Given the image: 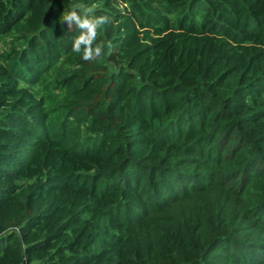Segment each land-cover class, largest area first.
<instances>
[{"label": "trees", "instance_id": "trees-1", "mask_svg": "<svg viewBox=\"0 0 264 264\" xmlns=\"http://www.w3.org/2000/svg\"><path fill=\"white\" fill-rule=\"evenodd\" d=\"M0 264H264V0H0Z\"/></svg>", "mask_w": 264, "mask_h": 264}, {"label": "clouds", "instance_id": "clouds-1", "mask_svg": "<svg viewBox=\"0 0 264 264\" xmlns=\"http://www.w3.org/2000/svg\"><path fill=\"white\" fill-rule=\"evenodd\" d=\"M70 10H66L61 16V23L67 24L71 29L73 25L80 31V35L74 39L72 51L82 53V59L93 61L101 57L104 51V43H96L97 30L108 22L105 16L93 15L95 5L87 6L84 3H72Z\"/></svg>", "mask_w": 264, "mask_h": 264}]
</instances>
